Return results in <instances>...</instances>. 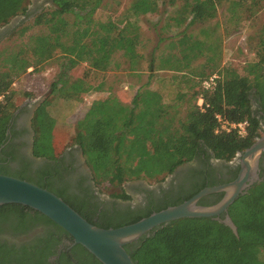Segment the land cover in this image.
I'll use <instances>...</instances> for the list:
<instances>
[{
    "label": "trees",
    "instance_id": "1",
    "mask_svg": "<svg viewBox=\"0 0 264 264\" xmlns=\"http://www.w3.org/2000/svg\"><path fill=\"white\" fill-rule=\"evenodd\" d=\"M103 1L52 0L51 12L39 14L33 21V25L45 24L47 34L31 36L29 47L18 51L0 47V148L8 138L10 119L16 107L13 78L30 67L61 55L62 70L57 81L52 84V89L59 95H65L67 100H80L79 95L85 91L83 86H91L88 75L84 73L71 83L72 93L65 91L68 87L67 73L80 63H87L90 71L105 72L121 65L116 60L118 55L122 58V64L127 65L128 71L140 68L143 56L137 51L141 42L137 24L126 20L92 22L93 14ZM157 1L133 0L128 12L134 17L154 13L158 8ZM176 1L169 0V5H175ZM180 1L191 18L189 25H192L213 20L218 6L229 0ZM27 3L28 0H0V28L15 17L26 16ZM68 14L74 15L72 23L65 18ZM28 29V26L20 27L17 35H24ZM189 43L184 36L177 43H172L169 51L177 49L180 57L168 56L162 63L169 65L172 71L189 69L194 58L206 46L205 41ZM257 47L256 59L246 65L244 75L232 68L217 71L218 64H211L209 74H201L200 80L196 85L193 84L196 88L188 101L185 95H180L175 103L169 105H163L161 97H156V102L152 103L141 91L136 92L130 105L111 96L93 101L84 117L73 126L70 142L80 147L95 184L99 187L105 184L120 188L130 177L165 176L197 157L202 148L210 152L215 160L224 163L231 162L250 148L261 137L264 127V37ZM207 49L212 50V46L208 44ZM214 73L219 77L216 86L204 90L201 83ZM193 74L196 73L190 71V75ZM100 88L101 84L92 86L91 93L100 92ZM199 99L202 100L201 106L197 104ZM184 100L188 103L181 117L180 109ZM50 102L46 100L35 112L32 121L33 151L37 158L54 160L61 151L54 138L61 126L46 110ZM216 115L233 123L246 122V136L241 138L235 131H218ZM126 135L131 137H128L127 142L124 140ZM4 156L6 154L0 153V161L5 160ZM0 174L9 176L3 167ZM12 177L20 180L25 178L20 172ZM261 178V182L253 184L228 209L237 228V236L215 219H181L154 229L148 237L143 236L126 245L125 251L134 264H264L263 174ZM28 182L52 192L87 222L103 229L133 224L153 213L103 214L94 220V212L74 205L61 194L53 192L48 188L49 181L45 178L29 179ZM213 185L203 184L196 193ZM222 196L218 199L221 200ZM113 197L130 200L121 188ZM9 215L19 218L30 216L33 223L51 226L54 232L48 233V246L45 248H22L6 253L0 247V264H101L80 245H75L69 251L63 250L57 256L59 247L65 241L72 243V238L42 214L17 204L0 206V218ZM53 256H57V259L49 262Z\"/></svg>",
    "mask_w": 264,
    "mask_h": 264
},
{
    "label": "rangeland",
    "instance_id": "2",
    "mask_svg": "<svg viewBox=\"0 0 264 264\" xmlns=\"http://www.w3.org/2000/svg\"><path fill=\"white\" fill-rule=\"evenodd\" d=\"M132 1L104 0L102 6L93 14L92 22L126 20L138 25L141 42L137 51L143 56L138 70L128 71L127 65L122 64V58L118 55L116 60L120 61L121 65L105 72L90 71L87 63H80L67 73L68 87L65 90L66 93H72L71 83L77 81L76 79L84 73L87 74L91 86H83L85 91L79 95L80 100H67L65 95H59L52 89V84L57 81L62 70L61 55L49 62L40 63L39 66H32L13 78L15 105L22 103L28 96L32 100L45 98L51 101L46 110L61 126L54 136L58 150L71 145L72 128L84 117L93 101L105 100L111 96L116 97L123 104L130 105L137 91H141L152 103L161 97L162 104L169 105L175 103L180 95H185V100L188 101L196 88L193 84L196 85L201 74L205 76L209 74L211 64H218L217 71L232 68L244 75L243 69L256 59L258 43L264 37V0L225 1L218 6L217 15L213 20L196 22L192 25H189L191 18L188 17L180 0L176 1L175 5H169V0H158L156 12L138 17L128 12ZM52 7V0H28L26 16H18L21 17L19 18L21 27L28 26V31L22 36L17 35L18 31H16V34L5 39L0 47L18 51L20 48L29 47L31 36L47 34L48 28L45 24L33 25V21L39 14L50 13ZM65 18L70 23L75 20L72 14L65 15ZM183 36L187 38L188 44L192 41H205L206 46H203L201 54L194 58L189 69L172 71L169 65H164L162 62L168 56L180 57L177 49L172 48L169 51V47ZM208 44L212 46L210 51L207 49ZM190 71L196 74L190 75ZM100 84V92L91 93L92 86L97 87ZM150 92L155 94L150 95ZM185 100L180 109L181 117L188 103ZM128 137L126 135L124 140L126 141ZM162 177L164 176L130 177L124 185L138 180L152 184ZM99 188L102 193L109 194L119 192L121 187L112 188L103 184Z\"/></svg>",
    "mask_w": 264,
    "mask_h": 264
},
{
    "label": "flooded vegetation",
    "instance_id": "3",
    "mask_svg": "<svg viewBox=\"0 0 264 264\" xmlns=\"http://www.w3.org/2000/svg\"><path fill=\"white\" fill-rule=\"evenodd\" d=\"M19 18L21 17H16V21L13 19L0 28V46L13 32L20 29ZM45 101V98L32 100L28 96L22 103L16 105L10 119L8 138L0 148V153L6 154L5 160L0 161V172L2 167L9 176L20 172L26 181L35 180L38 177L45 178L49 181L48 188L53 192L61 194L74 205L94 212V220L103 214L138 215L176 206L189 200L186 198L196 193L203 184H214L205 188L221 186L234 181L238 176L239 157L224 163L215 160L210 152L202 148L197 157L176 167L172 173L152 184L138 180L133 181L132 184L122 185L121 191L123 190L130 200L116 199L113 197V194H117L116 192L102 193L99 186L95 184L78 145L72 144L63 148L54 160L34 156L32 121L35 112ZM263 135L264 127L261 132V136ZM236 171L238 173L235 176ZM257 174L259 178L262 174L264 175V152L258 162ZM221 194L224 195V193H216L203 197L198 205L213 206L220 201L218 198ZM221 216L223 214L219 218ZM53 229L51 226L33 223L30 216L19 218L9 215L6 218H0V247L6 253L10 250L20 251L22 248H45L48 246L47 235L54 232ZM71 245L70 241H65L63 246L59 247L57 256L63 250L72 249L74 246L71 247ZM57 256L51 257L48 261H55Z\"/></svg>",
    "mask_w": 264,
    "mask_h": 264
},
{
    "label": "water",
    "instance_id": "4",
    "mask_svg": "<svg viewBox=\"0 0 264 264\" xmlns=\"http://www.w3.org/2000/svg\"><path fill=\"white\" fill-rule=\"evenodd\" d=\"M264 152V135L242 154L237 178L225 185L205 188L176 206L153 212L139 221L119 228L103 229L81 217L61 198L39 186L12 176L0 174V206L17 204L30 208L56 224L72 238V246L80 245L101 264H134L124 247L169 222L181 219L211 218L230 228L237 236V228L229 214V207L250 187L259 183L258 162ZM224 193L213 206H199L198 202L210 194ZM223 214V218L219 216Z\"/></svg>",
    "mask_w": 264,
    "mask_h": 264
},
{
    "label": "built area",
    "instance_id": "5",
    "mask_svg": "<svg viewBox=\"0 0 264 264\" xmlns=\"http://www.w3.org/2000/svg\"><path fill=\"white\" fill-rule=\"evenodd\" d=\"M219 79L218 75L214 73L213 75L209 76L201 83V86L204 90H211L213 87L216 86L217 80ZM197 104L199 106L202 105V100L199 99ZM217 124H218V131L229 133L231 131H235L237 135L241 138L245 137L247 134V123H233L229 122L228 120L224 119L220 115L215 116Z\"/></svg>",
    "mask_w": 264,
    "mask_h": 264
}]
</instances>
